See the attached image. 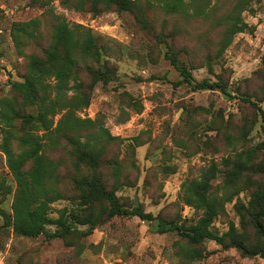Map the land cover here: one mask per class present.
<instances>
[{"label":"rangeland","instance_id":"rangeland-1","mask_svg":"<svg viewBox=\"0 0 264 264\" xmlns=\"http://www.w3.org/2000/svg\"><path fill=\"white\" fill-rule=\"evenodd\" d=\"M131 2L132 11L122 12L110 0H0V103L11 106L0 109V148L7 117L16 114V150L26 129L21 118L35 115L12 84L24 81L31 57L51 52L59 21L78 34L91 32L100 53L76 55L69 97L80 88L90 105L57 114L55 127L72 112L119 139L97 143L91 164H81L63 135L56 137L58 146L45 148L57 166L53 188L62 194L50 218L62 215L70 232L53 225L36 239L23 238L3 228L0 217V264H264L215 242L194 246L177 233L157 234L139 218L109 217V205L88 188L99 180L117 189L123 208L189 231L206 215L193 194L207 183L216 212L212 232L262 244L250 211L252 199L264 194V0H184L176 13L163 0ZM233 19L248 29L225 47ZM168 53L195 83L221 84L232 97L183 83ZM15 190L0 149V209L7 214ZM59 230L64 237L51 240ZM196 249L204 257L192 260Z\"/></svg>","mask_w":264,"mask_h":264},{"label":"trees","instance_id":"trees-1","mask_svg":"<svg viewBox=\"0 0 264 264\" xmlns=\"http://www.w3.org/2000/svg\"><path fill=\"white\" fill-rule=\"evenodd\" d=\"M163 1H166L165 6L170 13H176L184 5V0ZM110 2L119 11H132L133 2L131 0H110ZM247 29L248 26L240 19H233L225 34V39L228 41L225 47L229 45L234 36ZM95 49L97 50V40L91 32L78 34L65 21H59L54 28L51 52L46 57L44 56L45 58L31 57L27 66V75L23 78L24 81L12 84L13 90L21 96L23 106L35 110V115H26L21 118L26 129H23L17 138L16 150L12 148V141L15 139L13 121L16 114L14 113L12 118H6L3 143L0 148L2 154L7 158V167L16 185L12 213L7 214L0 209V217L4 220L3 228L13 230L14 234L19 237L36 239L45 233L47 227L53 225L63 229L66 233L70 232L62 215L56 221L50 218L52 205L62 200V194L53 188L57 166L44 155V150L47 146H58L56 144L58 135H63L65 141L77 148L76 155L81 164H91V161H95L94 152L97 143L104 141L111 144L119 140L96 122L89 119L82 120L72 112L65 114L56 127L54 125L53 118L57 114L67 112L71 107L77 109L89 107L90 100L82 94L80 88L75 89L77 91L75 97H69V93L74 90L71 84L77 81L76 55H89ZM224 49L219 53L222 54ZM97 52L100 53L98 50ZM167 58L180 74L183 83L193 87L195 91L219 90L225 97H232L221 84H210L205 81L195 83L191 74L180 64L176 56L168 53ZM49 80L54 82L53 87L47 85ZM248 103L250 102L248 101ZM10 107L8 100L0 103L1 111L6 108L10 110ZM90 132L95 133L93 135ZM46 140L49 141L48 145L44 143ZM82 140H84L83 144ZM137 141V138L132 140V142ZM80 149L81 152H79ZM3 187L6 186L3 185ZM196 187L198 191L194 192L193 197L206 211V215L189 231H186L180 224L161 219L160 216L144 214L139 208L134 210L123 208L116 196L117 189L105 188L99 180H95L88 188L96 192L97 197L109 205V217L139 218L153 224V229L157 234L177 233L194 246H202L205 242H215L223 250L236 249L247 258L260 257L264 260V194L252 199L251 207L253 209L250 211L256 238L262 244L258 242L256 245L249 246L240 237L226 241L223 237L212 232L210 227L216 212L213 200L207 196L209 185L200 183ZM192 203L189 200L187 205ZM49 237L51 240L61 239L64 234L59 230ZM203 257L204 255L200 254L197 249L191 254L192 260Z\"/></svg>","mask_w":264,"mask_h":264}]
</instances>
